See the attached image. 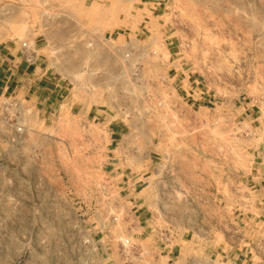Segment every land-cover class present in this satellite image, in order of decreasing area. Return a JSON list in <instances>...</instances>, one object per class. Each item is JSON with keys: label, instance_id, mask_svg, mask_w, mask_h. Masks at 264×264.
Segmentation results:
<instances>
[{"label": "rangeland", "instance_id": "374dc122", "mask_svg": "<svg viewBox=\"0 0 264 264\" xmlns=\"http://www.w3.org/2000/svg\"><path fill=\"white\" fill-rule=\"evenodd\" d=\"M23 42L0 264H264V0H0Z\"/></svg>", "mask_w": 264, "mask_h": 264}, {"label": "crops", "instance_id": "0c3cea01", "mask_svg": "<svg viewBox=\"0 0 264 264\" xmlns=\"http://www.w3.org/2000/svg\"><path fill=\"white\" fill-rule=\"evenodd\" d=\"M37 67L25 63L20 55L19 47L15 43L0 45V93L15 92L18 88L30 84V77H33ZM34 79V78H33ZM30 90V85L28 87ZM114 129L111 133H116ZM243 264V262L241 263Z\"/></svg>", "mask_w": 264, "mask_h": 264}, {"label": "built area", "instance_id": "2783aa9c", "mask_svg": "<svg viewBox=\"0 0 264 264\" xmlns=\"http://www.w3.org/2000/svg\"><path fill=\"white\" fill-rule=\"evenodd\" d=\"M19 52L21 55L22 60L27 63V64H33L35 62L36 59V55H35V46L31 45L27 42H23L21 43L20 47H19ZM106 186L105 184H103L102 186V191H106ZM113 221H117V217L114 216L112 217ZM120 245L122 248H127L130 245V241L129 239H124V238H120L119 239Z\"/></svg>", "mask_w": 264, "mask_h": 264}, {"label": "bare ground", "instance_id": "6f19581e", "mask_svg": "<svg viewBox=\"0 0 264 264\" xmlns=\"http://www.w3.org/2000/svg\"><path fill=\"white\" fill-rule=\"evenodd\" d=\"M209 34V33H208Z\"/></svg>", "mask_w": 264, "mask_h": 264}]
</instances>
